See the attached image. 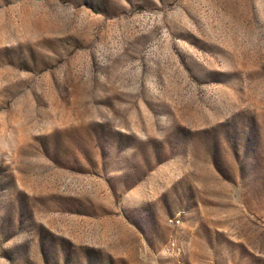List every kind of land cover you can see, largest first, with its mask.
I'll use <instances>...</instances> for the list:
<instances>
[{
	"label": "rangeland",
	"instance_id": "rangeland-1",
	"mask_svg": "<svg viewBox=\"0 0 264 264\" xmlns=\"http://www.w3.org/2000/svg\"><path fill=\"white\" fill-rule=\"evenodd\" d=\"M0 264H264V0H0Z\"/></svg>",
	"mask_w": 264,
	"mask_h": 264
}]
</instances>
